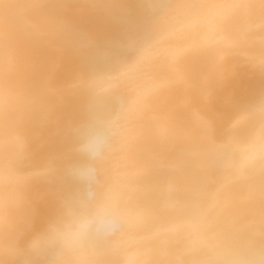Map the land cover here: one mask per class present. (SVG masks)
Segmentation results:
<instances>
[{"label":"bare ground","instance_id":"6f19581e","mask_svg":"<svg viewBox=\"0 0 264 264\" xmlns=\"http://www.w3.org/2000/svg\"><path fill=\"white\" fill-rule=\"evenodd\" d=\"M0 264H264V0H0Z\"/></svg>","mask_w":264,"mask_h":264}]
</instances>
